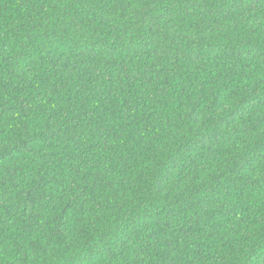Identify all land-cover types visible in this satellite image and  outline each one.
Returning <instances> with one entry per match:
<instances>
[{"label":"trees","instance_id":"16d2710c","mask_svg":"<svg viewBox=\"0 0 264 264\" xmlns=\"http://www.w3.org/2000/svg\"><path fill=\"white\" fill-rule=\"evenodd\" d=\"M0 264H264V0H0Z\"/></svg>","mask_w":264,"mask_h":264}]
</instances>
